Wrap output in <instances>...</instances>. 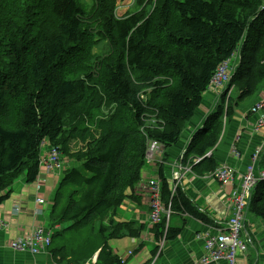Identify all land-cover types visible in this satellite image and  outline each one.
Here are the masks:
<instances>
[{"label":"trees","instance_id":"16d2710c","mask_svg":"<svg viewBox=\"0 0 264 264\" xmlns=\"http://www.w3.org/2000/svg\"><path fill=\"white\" fill-rule=\"evenodd\" d=\"M109 2L113 10L109 5L98 35L109 41L110 52L96 66L77 68L85 48L88 54L85 9L78 0H49L46 10L57 26L43 42L33 35L30 19L16 20L14 30L1 35L6 61L0 63V204L17 177L25 174L28 182L35 180L41 144L47 141L79 163L63 170L54 197L58 221L69 224L68 230L97 223L98 235L111 231L116 238L129 224L113 218L141 179L149 139L165 148L179 142L183 124L195 116L217 68L237 53L229 83L237 103L260 90L264 0H156L151 13L144 10L151 8V0H132L134 7L122 17L114 14L116 0ZM25 14L36 12L28 7ZM95 42L89 39V47ZM225 101L223 93L183 156L184 161L190 155L202 157L208 174L218 166L212 155L205 156L218 142L216 121L233 114L231 99L227 110ZM107 107L115 109L105 115L100 109ZM146 114L156 115L161 129L144 127ZM200 134L205 138L200 140ZM78 138L84 148L73 151L71 143ZM159 169L162 200L167 202L168 183ZM171 209L214 224L179 188ZM248 211L264 221V182L252 190ZM164 222L154 227L157 239ZM177 233L168 228L167 239ZM96 264L121 263L104 242Z\"/></svg>","mask_w":264,"mask_h":264},{"label":"crops","instance_id":"0c3cea01","mask_svg":"<svg viewBox=\"0 0 264 264\" xmlns=\"http://www.w3.org/2000/svg\"><path fill=\"white\" fill-rule=\"evenodd\" d=\"M230 94L233 114L227 120L225 115L217 119L216 124H220V135L215 148L211 151L216 164L225 163L236 169L238 179L249 165L254 150L264 145V136L252 132L255 116L249 113L255 103L264 99V83L254 96L242 102L237 103V93L233 89ZM216 103V94L211 92L203 94L202 103L195 116L183 124L185 132L180 141L163 151L161 163L159 160L152 164L147 162L139 181H147L158 176L159 168L162 167L161 172L170 185L172 174L179 172L181 179L178 188L192 206L207 215L211 221L215 220V217L226 216L228 219L231 216L232 209L228 208V205L230 206L228 199L232 188H222L219 183L210 180L207 177L209 170L204 163L198 165L191 163L195 156L190 155L187 161L181 160L180 156L185 140L189 143L198 129L203 128ZM261 113L264 114V110ZM238 136L240 139L236 141L235 146L239 151V157L236 158L232 156L231 147ZM203 138L204 135L200 140ZM49 149V143L43 141L40 153L43 157L39 156V160L48 158ZM72 150L75 151V148L72 147ZM63 161L71 167H78L76 161L65 155ZM61 176L58 172L47 174L38 164V173L33 182H28L25 174L12 182L9 197L0 204V221L5 224V227L0 228V264H96L104 242L111 255L124 259V264H150V259L155 254L157 238L149 222V195L138 188L139 182L133 191L128 193L125 202L123 201L119 212L113 218L116 223L129 224V227L122 229L123 236L113 238L110 236L111 231L105 232L104 236L98 235V224L97 228L92 226L91 234H85L84 229L68 230L69 224L58 221L59 213L55 209L54 197L62 180ZM214 224L210 227L187 214L175 211L170 216L168 228L171 232L178 231L177 236L168 239L160 258L154 264H193L203 252V241L196 239V235L202 232L215 233ZM39 226L55 233L52 248L50 246L48 250L38 254L14 251L10 248V243L20 238H29ZM72 233L76 235L69 237ZM241 237L247 244V251L238 257L236 264H264V221L248 210L245 212ZM214 264L228 263L221 261Z\"/></svg>","mask_w":264,"mask_h":264},{"label":"built area","instance_id":"2783aa9c","mask_svg":"<svg viewBox=\"0 0 264 264\" xmlns=\"http://www.w3.org/2000/svg\"><path fill=\"white\" fill-rule=\"evenodd\" d=\"M236 58V54L232 58ZM231 58L224 61L216 70L212 77L208 90L218 92L224 87H227L231 81L233 69L230 68ZM264 99L255 104L251 112L254 114L253 131L264 136ZM149 118H154L153 123H158L156 115L144 116V123H149ZM161 144L156 140H149L146 150V161L153 162L157 159ZM263 147L256 149L251 157L249 165L246 166L242 174L238 176L236 169L228 164L218 165L209 175L208 178L220 184L222 188L231 187L228 208L232 209L230 217L223 216L222 218L215 217L216 227H213L215 233L202 232L196 235V239L203 241L202 255L193 264H214L225 261L228 264H236L237 259L247 251V244L242 239L243 224L245 221V212L248 210V204L251 197V192L259 182H264V164L262 167L256 168L259 158L263 153ZM234 157H239V152L232 148ZM60 159L58 149L51 147L49 149L48 158L39 160V167L46 171L58 172L60 169ZM62 170V168H61ZM60 170V171H61ZM181 176L178 173L173 174V181H179ZM138 188L142 192H147L149 195L150 215L149 222L151 227L160 224L163 217L166 220L165 230L156 244V255L151 259L150 264H154L157 257L161 254L167 241V221L172 214L171 203L165 204L162 202L161 181L158 178H152L147 181L138 183ZM170 197L172 198L176 191V184L170 187ZM171 201V200H170ZM42 202V201H40ZM5 227V224L0 221V228ZM53 232L50 229L37 227L29 238H20L10 243V248L19 252H30L38 254L49 248L51 244ZM130 254V252H129ZM121 264H124V259H119Z\"/></svg>","mask_w":264,"mask_h":264},{"label":"rangeland","instance_id":"374dc122","mask_svg":"<svg viewBox=\"0 0 264 264\" xmlns=\"http://www.w3.org/2000/svg\"><path fill=\"white\" fill-rule=\"evenodd\" d=\"M30 1H32V0H0V27L2 28V31H0V40L2 39L1 35H5V33H9L10 31L12 32L14 30V28L17 24L16 20H20V21L24 22L25 20L30 19L31 23H33V26H32L34 29L33 35L38 37L39 42H43L46 39V37H48L51 33H53L55 31L56 26H57V22L54 21L50 17L49 12L46 10V7L48 5L49 0H40V1H32V2H30ZM78 1H79L80 5L83 6L85 9V20H84L85 24H84V26H85V35L88 38L87 39L88 40L87 41L88 54H87V49L85 48V54L79 60V62H77V68L80 67L81 65H86V66L87 65L88 66L94 65V66H96L99 63V61L102 60L110 52L109 41L105 40V39L104 40L100 39L101 37L98 35V33H100L102 31V26H101L102 20H101V18H103V20H105L106 17H109V5L112 7L111 11L113 10V6L111 5V2H109V0H78ZM151 2H152L150 4L151 8H149V5L146 8H144V10H147L148 13H151L155 9L154 6L156 4V0H151ZM116 5H117V8L115 9L114 14L116 13L117 17H122L124 14L129 12L134 7V3H132V0H116ZM159 5H160V2L157 1L156 7H158ZM28 7H30L33 10V12H36L35 16H31V14H29V15L25 14V10ZM139 9H141V8H139ZM151 16L152 15H149V17H151ZM89 39L90 40H96L97 42H95L94 44H92L89 47V45H88ZM2 50H3V46H0V63H3L4 61H6L5 57L2 54L3 53ZM90 55L92 56V58H90ZM237 62H238V58H235V57L232 58L231 57L230 68L233 69L232 75H233L235 68L237 66ZM232 89H233V87L228 85V87H224L221 90H219L218 92H213V91H209V92L216 94V100H217L216 104L219 103L221 95L223 93H226V101H225V108H226L227 107V101L229 98H231L230 93H231ZM151 91L152 90H148L147 93H151ZM140 97L142 99H145V98H147V94H144V95L142 94ZM260 101H258V102H260ZM257 103H255V104H257ZM10 109L11 108H9V111H10ZM114 109H115V107H111V108L107 107L104 109L101 108L100 111H102L103 114H105V115H107V114L109 115L111 113V111H114ZM251 109L252 108H250L249 113L252 114V116H253L254 114L251 112ZM149 116H151V115H149ZM4 118H5V113L3 114L1 121L4 122ZM153 120H154V118H149L148 124L143 123L144 127L149 128V129H161V127L159 126L158 123H153ZM199 130H201V129H198V131ZM184 132H185V130L182 127L181 136ZM252 132L255 134H259V133L254 132L253 129H252ZM210 133H212V130ZM181 136H180V138H181ZM200 136H202V134H200ZM239 139H240V136L236 137V139H235V141L231 147V153H232V148L236 149L235 143ZM80 141L81 140L78 138V141H74L71 143V147H74L75 151H77L78 149L84 148V147H82V145L83 144L85 145V143L84 142L81 143ZM179 141H180V139H179ZM187 144H188V142L186 143V140H185L181 154L184 152V149L186 148ZM261 147L264 148V145H262L258 148H261ZM255 151H256V149L254 150V152ZM58 153H59V151H58ZM209 155L213 156V152L211 151L209 154H207V156H209ZM252 155H251V157H252ZM48 156H49V154H48ZM232 156L234 157L233 153H232ZM40 157H43V154H41ZM251 157H250V161H251ZM197 158H200V157H197ZM197 158L193 157L191 159V161H192L191 163H194L195 165H198L199 163H201L202 158H200V159H197ZM59 159H60V162H59L60 169L58 170V173H61V175H62L63 170L66 168H71V166L68 165L66 162L64 163L63 155L61 153H59ZM65 161H67V160H65ZM75 164L77 166H79L78 163H75ZM146 164H147V161H146ZM150 164H152V163H150ZM223 164H225V163H223ZM219 165H221V164H219ZM260 167H262L261 156L259 158V162H258L256 168H260ZM61 168H62V170H61ZM45 172L47 174H50V175L55 173L53 171H46V170H45ZM177 173L180 175L179 172H177ZM173 174H172V178H173ZM92 226L97 228V223L93 224L91 226L87 225L84 228V233L85 234H91L90 229H92ZM75 235H76V233H72L69 235V237L75 236ZM53 244H54V241H52L51 248H52ZM159 258L160 257H158V259Z\"/></svg>","mask_w":264,"mask_h":264},{"label":"clouds","instance_id":"9594fccd","mask_svg":"<svg viewBox=\"0 0 264 264\" xmlns=\"http://www.w3.org/2000/svg\"><path fill=\"white\" fill-rule=\"evenodd\" d=\"M234 54H236V58H238V54H237V53H234ZM232 56H233V55H232ZM232 56H231V57H232ZM231 57H230V58H231ZM227 87H228V86H227ZM206 92H209V90L207 89ZM254 105H255V104H254ZM254 105H253V106H254ZM253 106H252V107H253ZM252 107H251V108H252ZM149 115H150V114H149ZM151 116H152V115H151ZM156 118H157V117H156ZM158 124L161 126L162 122H161L160 120H158ZM150 140H154V139H150ZM191 140H192V139H191ZM191 140H190V141H191ZM190 141H189V143H190ZM158 143H159V142H158ZM189 143H188V144H189ZM159 144H161V143H159ZM188 144H187V145H188ZM187 145H186V148H187ZM161 146H162V147H161V151H160V153H159V155H158V157H157V159H156V160H159L160 163H161V155H162L163 151L166 149L162 144H161ZM186 148L184 149V152H183L182 155L180 156L181 160H183V156H184V154H185V150H186ZM263 151H264V149H263ZM209 153H210V152H208L207 154H209ZM207 154H206L205 156H207ZM262 155H263V153H262ZM262 155H261V157H262ZM195 158H197V157H195ZM200 158H202V157H200ZM200 158H197V159H200ZM202 159H203V158H202ZM156 160H155V161H156ZM153 162H154V161H153ZM153 162H149V164H150V163H153ZM262 164H264V162H262ZM175 173H177V172H175ZM209 174H210V173H209ZM209 174H207V177H208ZM180 176H181V174H180ZM152 178H158V179L161 181V178L159 177V175H158V176H154V177H152ZM152 178H149V180L152 179ZM210 180H212V179H210ZM179 181H180V180H179ZM179 181H173V178H172L171 184H170V185L168 184V191H169V193H170V190H169L170 187H172L174 184H176V189L178 188V183H179ZM215 182H216V181H215ZM217 183H218V182H217ZM219 185H220V184H219ZM161 187H162V181H161ZM170 194H171V193H170ZM175 194H176V191H175ZM175 194H174V195H175ZM161 195H162V190H161ZM174 195H173V197H174ZM171 199H172V198L170 197V200H171ZM170 200H169V201H170ZM169 201L164 202V201L162 200V202L165 203V204H167ZM170 203H171V201H170ZM149 210H150V207H149ZM174 212H175V211L172 210V214H174ZM172 214H171V215H172ZM149 215H150V214H149ZM171 215H170V216H171ZM163 219H164V221H165V222H164V225L166 226V220H165L164 217H163ZM169 219H170V217H169ZM169 219H168V221H167V230H168V222H169ZM162 221H163V220H162ZM212 221H214V220H212ZM150 225H151V224H150ZM210 227H212V226L210 225ZM214 227H216V224H214ZM152 228L154 229V226H153ZM164 230H165V229H164ZM158 240H159V239H157V241H158ZM167 241H168V239H167ZM167 241H166V242H167ZM161 253H162V251H161ZM155 255H156V249H155L154 257H155ZM159 256H160V255H159ZM159 256H158V257H159ZM158 257H157V259H158ZM157 259H156V260H157ZM156 260H155V262H156ZM150 261H151V259H150ZM155 262H154V263H155ZM150 263H151V262H150Z\"/></svg>","mask_w":264,"mask_h":264},{"label":"bare ground","instance_id":"6f19581e","mask_svg":"<svg viewBox=\"0 0 264 264\" xmlns=\"http://www.w3.org/2000/svg\"><path fill=\"white\" fill-rule=\"evenodd\" d=\"M50 246H51V244H50ZM50 246H49V248H50ZM49 248H48V249H49ZM48 249H47V250H48Z\"/></svg>","mask_w":264,"mask_h":264}]
</instances>
